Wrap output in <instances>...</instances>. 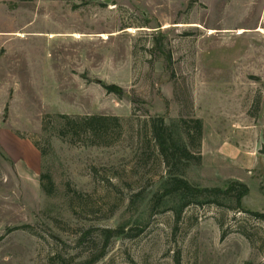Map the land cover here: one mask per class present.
<instances>
[{
  "label": "rangeland",
  "instance_id": "374dc122",
  "mask_svg": "<svg viewBox=\"0 0 264 264\" xmlns=\"http://www.w3.org/2000/svg\"><path fill=\"white\" fill-rule=\"evenodd\" d=\"M260 29L264 0H0V264H264ZM196 119L201 164L168 168L153 126L190 146ZM178 171L244 210L183 207Z\"/></svg>",
  "mask_w": 264,
  "mask_h": 264
},
{
  "label": "trees",
  "instance_id": "16d2710c",
  "mask_svg": "<svg viewBox=\"0 0 264 264\" xmlns=\"http://www.w3.org/2000/svg\"><path fill=\"white\" fill-rule=\"evenodd\" d=\"M106 90L109 93L116 94L118 96H124V91L118 86H106ZM66 119H69L68 116H63ZM85 128L87 131H92L95 138L101 137V132L108 130L109 122L118 121V118H110L106 116H92L85 118ZM194 125L192 126L193 131L189 130V123L184 122V131L190 140V146L180 145L171 135H166L167 127L164 124V121L161 120V125L153 126V138L158 144L162 158L166 163L168 168L171 166L174 168H180V165L183 163L194 162L196 164H201L202 154L200 150L202 148V142L204 138V125L201 120H193ZM107 132H105L106 134ZM104 134V135H105ZM173 171V170H172ZM171 180L166 183L165 195L173 196L179 195L185 201L183 207H189L191 205L190 198L198 204H201L202 201L217 203L218 205H227L229 202H234L236 209L240 212L244 210L243 200L250 193V190L247 185L242 183H233L228 189L222 190L219 188H205L200 189L192 186L185 178L182 177L180 171L173 174L171 173ZM43 188L46 193L52 194L53 187L51 185L43 184ZM199 199V200H198ZM203 199V200H202ZM253 214V213H252ZM257 217L264 219V214H253ZM123 229L117 230H105L103 232L106 241V247L109 245L111 239L119 237L123 234ZM106 252L95 257L91 260L92 264L99 262ZM90 262V263H91Z\"/></svg>",
  "mask_w": 264,
  "mask_h": 264
},
{
  "label": "crops",
  "instance_id": "0c3cea01",
  "mask_svg": "<svg viewBox=\"0 0 264 264\" xmlns=\"http://www.w3.org/2000/svg\"><path fill=\"white\" fill-rule=\"evenodd\" d=\"M0 138L2 143H4L6 145V148L9 149V151H11L12 154L15 153V147H16V142L12 141L10 143H8V137L6 134H3L2 130H0Z\"/></svg>",
  "mask_w": 264,
  "mask_h": 264
},
{
  "label": "bare ground",
  "instance_id": "6f19581e",
  "mask_svg": "<svg viewBox=\"0 0 264 264\" xmlns=\"http://www.w3.org/2000/svg\"><path fill=\"white\" fill-rule=\"evenodd\" d=\"M246 32H247L246 30L241 29V30L238 31V35H242V34H244V33H246ZM259 32L264 33V29H260ZM211 34H215V31H211ZM19 37L23 38V37H25V36H24L23 34H20ZM52 37H53V36H52ZM106 37H107V36H106ZM107 38H108V37H107Z\"/></svg>",
  "mask_w": 264,
  "mask_h": 264
},
{
  "label": "water",
  "instance_id": "95a60500",
  "mask_svg": "<svg viewBox=\"0 0 264 264\" xmlns=\"http://www.w3.org/2000/svg\"><path fill=\"white\" fill-rule=\"evenodd\" d=\"M100 83V82H99ZM260 153L261 154H264V145H263V147H262V150H260Z\"/></svg>",
  "mask_w": 264,
  "mask_h": 264
}]
</instances>
